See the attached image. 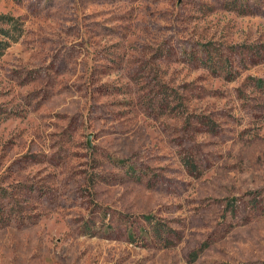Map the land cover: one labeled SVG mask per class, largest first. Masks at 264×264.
<instances>
[{"label":"rangeland","instance_id":"374dc122","mask_svg":"<svg viewBox=\"0 0 264 264\" xmlns=\"http://www.w3.org/2000/svg\"><path fill=\"white\" fill-rule=\"evenodd\" d=\"M4 15L0 264H264V0Z\"/></svg>","mask_w":264,"mask_h":264},{"label":"trees","instance_id":"16d2710c","mask_svg":"<svg viewBox=\"0 0 264 264\" xmlns=\"http://www.w3.org/2000/svg\"><path fill=\"white\" fill-rule=\"evenodd\" d=\"M3 26H0V56L4 54L6 49L19 39L22 34L23 26L20 18L15 16H1Z\"/></svg>","mask_w":264,"mask_h":264}]
</instances>
